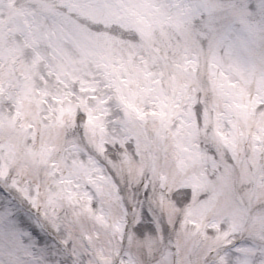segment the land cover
<instances>
[{
	"label": "snow or ice",
	"instance_id": "1",
	"mask_svg": "<svg viewBox=\"0 0 264 264\" xmlns=\"http://www.w3.org/2000/svg\"><path fill=\"white\" fill-rule=\"evenodd\" d=\"M138 7L129 0H65L52 4L58 13L51 17L53 25L37 26L34 38L47 42L54 71L59 63L95 67L98 75L91 92L73 85L71 111L51 123L42 121L43 129L37 126L33 141L39 154L10 153L13 162L5 158L0 166V264H100L90 251L95 241L83 239L85 216L98 210L122 224L120 244L127 246L119 260L146 264L136 249L165 245L159 221L168 222L170 209L157 201L153 188L163 184V191L168 181L187 187L173 197L178 211L170 225L174 240L166 245L169 255L164 261L153 257L155 264H191L193 255L208 264L212 252L204 253L210 247L219 257L213 264H264V154L256 164L242 166V177L237 174L239 153L215 135L207 92L204 103L197 92L190 109L181 105L158 124L155 108L150 124L147 116L137 120L121 103L122 96L131 99L133 82L141 79L138 56L145 65L153 60L159 64L164 57L162 81L172 74L168 57L181 54L188 60H211L233 80L251 69L254 78L264 81V26L253 33L245 24L250 17L264 18V0L255 6L236 0L228 7L200 0L169 3L167 7L184 15L164 47L148 39L140 25L121 27ZM104 34L115 39H104ZM122 180L141 196L126 202ZM199 215L218 224L210 232L211 241L181 231L177 223L185 217L195 222Z\"/></svg>",
	"mask_w": 264,
	"mask_h": 264
},
{
	"label": "rangeland",
	"instance_id": "2",
	"mask_svg": "<svg viewBox=\"0 0 264 264\" xmlns=\"http://www.w3.org/2000/svg\"><path fill=\"white\" fill-rule=\"evenodd\" d=\"M5 1H10V0H5ZM153 0H144V2L147 3H152ZM202 0H200L201 2ZM177 0H164L163 2V9L162 11L159 12L160 15L164 16L166 19L164 20L163 23H156L153 20H150L148 22V24H144V23H135L137 25H140L141 28H143V30L146 32V34L148 36H150L151 38L154 39V41H156L158 44L161 45V47H164L167 44V41L169 40L166 36V40L163 42H158L157 41V36L160 34L161 29L163 27H171V26H176L177 25V21L175 19H173L176 15L179 14H183V12L177 11L175 9L169 8L167 7V5L169 3H176ZM247 2L249 4H252L253 6L256 5L257 0H247ZM134 4L136 2H133ZM138 3V0H137ZM203 3V2H202ZM259 16V15H257ZM257 16L255 17H250V20L253 18H257ZM122 28H126L123 25H121ZM171 37V36H169ZM160 41H162V39H160ZM118 44L123 45L125 44L124 41H120L118 40ZM129 47H132V45H129ZM155 54H159L160 53V48H152L151 49ZM139 57V56H138ZM164 59V57H161ZM142 61H144L143 57H140V60H138L139 65L142 67V72L141 74L145 71L147 65L142 64ZM195 64H197V58L195 56L192 57L191 60H188L185 58L184 54H181L180 56H176V57H168V65L177 73H185L186 75L192 77L196 74L197 70L196 67L194 66ZM193 65V66H192ZM161 71V68H160ZM209 71L213 72V74H219L220 71L216 68V66L213 67H209ZM54 72V71H52ZM157 74L154 75V77L156 78ZM73 77L72 72L71 73H67L63 76H60L57 72L55 77H45L42 78V82L41 85H43L42 90L45 91V93H43V97L41 98V100H35L37 107L39 108V114L40 117L42 119V121H49V123L52 122L54 117H58L60 114L64 113V112H69L71 111V109L69 108V104L67 103L68 101V97L67 94L69 92L70 89V81ZM153 77V76H150ZM151 82L153 83H157L156 79H152ZM163 82H167V85L169 86V88H171L173 91L176 89V82L172 81L170 78H167L166 80L161 81V83ZM155 87H157V85H155ZM196 94L195 93L191 98H189L187 101L191 102L192 104L197 103V99H196ZM144 93L140 92V96L138 98L139 103H141L144 99ZM167 96L170 98V93H167ZM154 99H149L146 103H142L143 105V109L139 110L136 107H130L131 109V115L136 118L137 120H145L146 116L147 117H152L153 116V109L155 108L157 111L155 112V116L158 115H162L164 114L163 112V108H159L157 105V101L155 99V96H153ZM56 100H59V102L56 104ZM43 101V105L42 102ZM78 103V102H77ZM80 103H83L82 101H80ZM76 105H74L75 108ZM73 108V107H72ZM40 109L43 110V112H40ZM145 109H147V112L145 111ZM12 109H10L11 111ZM6 111L9 110L7 109ZM27 152L29 153V149L27 147ZM44 159H47V154H44ZM73 187H75V185H73ZM75 196L76 193L73 192L71 193L70 199H72V202L75 203ZM84 197L86 199V194H84ZM91 212V211H89ZM97 222V224L100 222V219H96L94 218ZM115 233H118V226L115 224ZM112 228V227H111ZM151 251V248L145 246L143 248L140 247V250L138 253H136L138 256H143V255H148ZM106 262V261H105Z\"/></svg>",
	"mask_w": 264,
	"mask_h": 264
}]
</instances>
